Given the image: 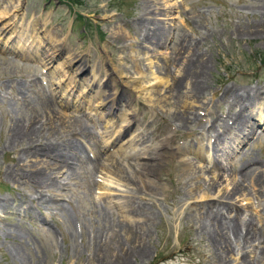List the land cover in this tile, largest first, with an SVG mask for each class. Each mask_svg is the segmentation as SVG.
<instances>
[{
    "label": "rangeland",
    "instance_id": "obj_1",
    "mask_svg": "<svg viewBox=\"0 0 264 264\" xmlns=\"http://www.w3.org/2000/svg\"><path fill=\"white\" fill-rule=\"evenodd\" d=\"M4 10L8 15L0 20V29L6 23L11 25L0 31V199L4 202V208H0V264H103L114 259L117 247V252L123 254L122 250L140 244L145 245L144 253L130 256L129 264H220L218 258L223 253L217 236L203 222L217 210L227 219L241 216L224 229L236 240L239 251L247 235L240 222L254 219L260 233L254 238L255 247L246 249L251 264H262L264 180L255 183L252 174L258 166L264 172V107L258 104L256 117L250 118L255 126L251 135L254 138L243 139L232 158L221 160L219 170L224 172L232 170L237 162L235 173L230 171L232 177L240 179L246 191L253 192L248 196L239 193L228 201L217 195L219 189H209L205 179L199 188L191 190L196 184L187 183L182 159L189 158L208 169L211 160L196 158L190 151L178 153L177 148L193 143L205 145L214 139L195 122L175 130L172 114L174 108H183L190 101L187 83L190 75H197L198 60L202 58L209 65L203 101L208 102L206 109L215 107L216 115H228V105L219 106L217 101L227 86L264 85V0H0V13ZM158 10L160 13H156ZM142 15L145 19L141 20ZM157 22L167 26L168 38L159 47L160 53L152 55L146 46L138 48L135 40L147 33L142 38L147 42ZM45 36L65 44L54 64L46 65L34 56L47 45ZM72 53L89 59L84 74L77 76L78 65L68 71L62 66ZM183 72L187 74L181 79V89L176 88V94H172L173 75ZM59 77L65 79L62 92L69 82L76 85L68 94L70 103L54 91V80ZM104 91L113 99L107 107L98 104ZM78 98L81 103L76 102ZM199 113L212 119L207 110L200 109ZM50 115L54 116V128L45 126L36 132L34 146L53 142L68 150L75 141L73 135L89 127L100 137L101 145L92 147L84 142L88 154L93 159L113 154L123 162L130 155L132 183L121 179L106 160L96 170L86 162L70 159L73 168L60 172H42L46 161L54 160L50 154L40 153L25 160L19 150H24L29 139L13 143V130L38 119L48 125ZM75 119L83 126H75ZM229 120L234 122L233 118ZM63 121L69 126L67 130ZM173 134L176 136L169 142L171 151L166 153L163 165L145 176L138 161L150 160L162 139ZM251 151L255 161L242 166L248 157L241 153ZM140 154L144 158H139ZM16 163L62 180L67 210L32 206L29 200L33 189L20 186L9 176ZM230 183L223 180L221 186L225 189L231 187ZM131 204L140 210L145 207L154 217L149 236L141 241L129 234L122 238L121 246L111 244L114 252L107 260L97 259L98 243L103 235L111 233L109 229L115 223L136 230L144 221V216L128 214ZM40 213L47 215L48 221L39 219ZM75 248L80 255L76 256Z\"/></svg>",
    "mask_w": 264,
    "mask_h": 264
},
{
    "label": "bare ground",
    "instance_id": "obj_2",
    "mask_svg": "<svg viewBox=\"0 0 264 264\" xmlns=\"http://www.w3.org/2000/svg\"><path fill=\"white\" fill-rule=\"evenodd\" d=\"M167 7V6H166ZM160 8V7H159ZM161 9V8H160ZM146 10V9H145ZM160 13V10H158ZM166 12H168L167 8L165 9ZM144 12V11H143ZM145 15L147 14L144 12ZM8 15L7 10H4L3 12L0 13V20ZM145 15L141 16V20L145 19ZM164 15H168L164 13ZM140 23V21H138ZM142 24V23H141ZM11 24H4V26L1 27L0 31L4 32L8 29V27ZM140 29L141 25H138ZM144 31H145V26H144ZM140 34H142L141 30H139ZM37 33V37H38ZM40 36V35H39ZM147 36V33L144 34V36H139L135 42L137 44L138 48H141L143 46H146L149 49V54L152 55H158L160 53V46H163L165 44V41L168 38V29L167 26L164 24H161L160 22H157V26L154 30V33H152L151 37H148V41H143L142 38H145ZM23 38V35H21V40ZM42 38V37H41ZM40 38V40H41ZM46 42L47 45L45 47H42L44 49L42 52L35 54L34 56H38L39 59H41L46 65L48 64H54V61L58 56L62 54L65 48V44L61 41H57L56 38L52 37H46ZM39 39V38H37ZM149 42V43H148ZM147 43V44H146ZM41 44V43H40ZM39 46H36V48H40ZM123 47V46H122ZM89 59H86L83 54H76L74 55L73 53L70 54L66 59H64V62L62 63V66L64 69H68L74 67L75 65H78V69L80 68V71H77L78 73L77 76L80 75L81 73H85L87 70L86 63L88 62ZM209 65L207 60L204 58L198 60L197 68H198V73L196 76L190 75V81L187 83V95L190 98V101L187 102L185 105H183V108H174L175 110L173 111L172 114V121L173 123L176 124L174 129H181L185 126H190L191 124L193 125V122L197 123L198 128L203 130L206 133V136H212L214 139L213 142H207V144H196L193 143L191 146H187L184 148H177L178 153H183V152H193L196 155V158L203 159V160H211L210 163L212 165L211 169H208V167L202 166V165H197V163L189 158H184L182 159V164L186 168V177L187 183L188 184H196L194 188L191 190L194 191L195 188H199V185L201 182L205 179L207 183V187L209 189H219V192L217 195L221 199H224L226 201L232 199L233 197H236L239 193H242L246 196L252 195V191H246L244 188L241 186V181L237 177H232V173L234 172V167H236L237 162L234 163V167L232 170L228 171H220L219 167H222V159L228 160V158H232L233 153L236 149V146H239L240 143L243 141L245 138H254L251 135L254 134V123L250 121L251 117H256V106L258 104L262 105L264 107V85H257V86H251L250 88H247L245 86L238 88L236 86H227L224 90V92L221 94L220 97H218V103L219 106L222 104H227L229 108V112L227 117L223 118L224 115H216L215 114V107L211 106L206 109V106L208 102H204L203 98H206V93L204 92L205 88L204 85L207 82L206 81V72L208 69ZM56 71L58 72V67H55ZM62 70V69H61ZM64 71L66 75V72ZM76 71V70H75ZM187 73L183 72L181 74L173 75V81L171 85V91L172 94L174 93V90L176 88H180V85H182L181 79L186 76ZM189 74V73H188ZM63 75V77H64ZM63 77H59V79L54 80L55 84L57 87L55 88L54 91H57L59 96L63 98V101H67L70 103V97L72 94L73 90L75 89L76 85L69 82L67 84V88L65 89L64 92H62L64 86L63 82H65V79ZM189 77V76H188ZM76 78V77H75ZM184 81V80H183ZM73 82L74 79H73ZM139 87V86H138ZM220 87V86H219ZM181 89V88H180ZM182 89H186V87H182ZM218 89V88H217ZM142 91V89L140 90ZM217 91V90H216ZM38 92H40L38 90ZM42 92V91H41ZM182 92V90H181ZM180 92V93H181ZM254 93V94H253ZM25 96V95H24ZM45 96H42V99H44ZM26 99V98H25ZM47 99V98H45ZM80 98L76 102H79ZM111 94L108 93L107 91H104V93L101 95L100 100H98V104L101 106L107 107L108 103L112 101ZM43 101V100H42ZM167 101V99H166ZM170 102V101H169ZM211 102V100H210ZM81 103V102H79ZM216 103V102H215ZM173 104V103H172ZM77 105V104H75ZM177 106V105H176ZM201 106V107H198ZM180 107V106H179ZM238 107V108H237ZM109 110H112V107L108 108ZM200 109L207 110L209 114L212 116V119H208L207 117H202L199 113ZM264 112V111H263ZM130 119H133L134 113H130ZM67 116V115H66ZM48 117V116H47ZM51 120H49L48 125L43 123L40 119L34 120L33 122L29 124H25L22 127L18 128L17 130H13L12 133V142H20L21 140L25 138H28L29 140L27 141V146H24V150H19L21 155L25 154V160L30 158L31 156H37L40 153L44 154H50L51 158L54 159L53 161H46L47 165L42 172H47V170L51 171H57L60 172V170H67L68 168H73L71 164H69L70 159L76 160L77 162L81 163H88L91 166H93V169H99L102 167L103 162L106 160L107 165H111L110 167L121 179L129 181L130 184L132 183V180L134 177H132V174L130 172V167H132V163L129 161L130 155H127L125 157V162L120 161L119 159L114 158L113 154L103 157L101 155H96L93 159L91 157L86 149L85 143H89L92 147H97L101 145L100 142V137L95 134L91 129L82 127L83 130L77 131L75 135H73V139L75 141L72 142V146L70 149L66 150V147L64 146L61 148L59 144L53 143V142H45L42 146L40 145H33L36 141L32 142V138H34L36 135L35 133L38 132L40 129H44L45 126H51V128H54L53 121L52 119L54 116L50 115L49 116ZM234 119V122L230 123V120L227 122V119ZM259 121V120H258ZM47 123V122H46ZM63 125H67V127H64V129L67 130L69 128L68 124H66L65 121L61 122ZM75 126H83L82 122L80 120L75 119L73 121ZM132 123V120L130 122H127L125 126H129ZM49 128V127H48ZM195 130V129H194ZM144 132V131H142ZM177 133V132H176ZM143 134V133H142ZM176 135H170L164 139H162V144L158 146V151L156 152L155 155L151 156V159L147 160H142L138 161L137 165L141 167L143 170V173L145 176L151 175L154 170L158 169V167L163 165L164 159L167 156L166 153L170 150L169 147V142L175 137ZM138 137V136H137ZM144 137H140L141 140H144ZM249 138V140H250ZM31 140V141H30ZM86 140V141H84ZM145 141V140H144ZM136 142V141H135ZM257 142V141H256ZM142 143V142H141ZM144 143V142H143ZM255 143V142H254ZM141 145V144H140ZM145 146V145H144ZM102 147V146H101ZM167 147V148H166ZM141 148H143L141 146ZM184 149V150H183ZM183 150V151H182ZM64 152V153H63ZM139 152V151H138ZM251 151V154L249 152L247 153H241L242 155H247L248 159L245 164L242 166H245L246 164H249L253 161H255V157L252 158L251 155H253ZM142 153V152H141ZM19 154V153H18ZM64 154V155H62ZM209 154V155H208ZM57 157H55V156ZM212 155V158L210 156ZM27 156V157H26ZM101 156V157H100ZM143 155L140 154L139 158H144L142 157ZM19 157L21 158L20 154ZM244 157V156H243ZM207 158V159H206ZM56 159V160H55ZM58 160H61L63 163H59ZM20 161V160H19ZM242 161V160H241ZM76 163V162H74ZM207 166V165H206ZM19 163H16L14 165L13 170L9 173L10 178H12L16 183H18L20 186H25V187H31L33 189L32 194H30V202L32 206H44L48 209L52 208H61L63 211L67 210L66 204L64 203L65 200H63L64 197V190L66 185L64 182L58 177H53L50 174H42L41 171L39 170H31V169H26V166L21 168ZM133 169V168H132ZM226 169V168H225ZM214 174L210 176V173L212 171ZM239 170V169H238ZM237 168H235V171H238ZM232 173H231V172ZM254 173L253 175V182L261 181L264 180V172L260 170V166L256 167L253 169ZM262 171V173H261ZM69 173L66 172L65 175ZM133 173V172H132ZM235 173V172H234ZM233 173V174H234ZM69 176V175H68ZM237 176V175H236ZM137 180V179H135ZM223 180L225 182L228 180L231 183V187H224L221 186L223 183ZM222 181V182H221ZM134 182V181H133ZM144 182V181H143ZM177 183V182H176ZM135 184V183H134ZM135 186V185H134ZM143 187L148 188L146 184H143ZM191 188V187H190ZM182 189V188H181ZM143 190V189H142ZM149 190V189H148ZM246 191V192H244ZM24 192V191H23ZM30 193V192H29ZM28 194V193H27ZM37 194V197L36 195ZM256 194V193H255ZM67 195V194H66ZM261 195V194H260ZM258 196V195H257ZM259 197V196H258ZM4 198V197H3ZM63 200V201H62ZM131 200V198H129ZM127 200V201H129ZM19 202V201H18ZM131 202V201H129ZM72 206V205H71ZM140 207V206H138ZM0 208H4V202L0 199ZM42 208V207H41ZM145 208V207H144ZM143 207L141 210L139 208H135L134 205H128V214L129 215H136V216H144V221L139 222L141 223L139 225V228L136 227V230L134 228L130 227L129 225H126L124 223H115L113 227L109 229L111 233H107L102 236L103 239H101V244L98 243L97 250L95 252V256L97 259H106L107 256H111V252L113 253L114 249L111 244L114 243H119V245L122 242V238L126 237L129 234H132V238H138L141 239V241L146 237L149 236L150 233V223L154 222V217L145 211ZM61 210V211H62ZM51 211V210H50ZM221 211H213V216L207 217L203 220L206 229L209 232L214 233L217 236L218 243L220 246V253L221 258H218L221 260L222 264H243L242 262L247 260V264H251L250 260H248V253L246 247L254 248V238L260 233V230L257 228L256 223L254 219H247L243 220L240 222V225H242L246 229V237L242 238L244 241L243 248L237 249L235 247V242L236 240H232L231 236L229 233H227L226 230H224L226 227H231L232 225L230 224L233 222L232 219H237L239 220L241 218L240 215L237 214L235 217H231V219H227L226 216L222 214ZM34 213V212H33ZM105 213V212H104ZM51 214V213H50ZM1 216V215H0ZM36 216V215H35ZM42 219L44 223L48 221L47 215H44L43 213H40L39 219ZM142 219V218H141ZM236 219L234 222H236ZM116 225V227H115ZM1 226V225H0ZM2 231V229H1ZM112 234V235H111ZM111 235V238L106 239ZM100 236V235H99ZM130 237V238H131ZM242 236H239V238ZM130 240V239H128ZM145 240V239H144ZM133 241V240H132ZM131 241V242H132ZM260 243V242H259ZM124 244V243H123ZM121 246V245H120ZM136 246V245H135ZM126 247V246H125ZM124 247V248H125ZM132 247V246H131ZM119 247H117L118 249ZM117 249L115 250V253L113 254L114 259L112 261L108 260L109 262H104L103 264H129L128 260L129 257L132 255L136 254H141L143 250H145V245H139L138 247H135L134 249H127L122 250L123 254L118 253ZM122 249V248H121ZM120 249V251H121ZM147 251V250H146ZM243 252V253H242ZM247 254H244V253ZM144 253V252H143ZM75 254L80 255L78 250L75 248ZM144 255V254H143ZM243 255V256H242ZM122 262L120 261V257H122ZM242 256V258H241ZM95 257V258H96ZM134 257V256H132ZM109 258V257H108ZM262 264L264 262V250L262 252V255L260 256ZM107 260V259H106ZM131 260V259H130ZM129 260V261H130ZM240 260V261H239ZM258 260V258H257ZM259 261V260H258ZM132 262V261H131ZM260 262V261H259ZM95 263V262H93ZM92 263V264H93ZM220 263V264H221ZM89 264H91L89 262ZM246 264V263H245Z\"/></svg>",
    "mask_w": 264,
    "mask_h": 264
}]
</instances>
